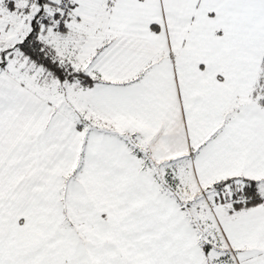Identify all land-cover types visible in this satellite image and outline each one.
Returning a JSON list of instances; mask_svg holds the SVG:
<instances>
[{"label": "snow or ice", "instance_id": "obj_1", "mask_svg": "<svg viewBox=\"0 0 264 264\" xmlns=\"http://www.w3.org/2000/svg\"><path fill=\"white\" fill-rule=\"evenodd\" d=\"M0 264H264V0H0Z\"/></svg>", "mask_w": 264, "mask_h": 264}]
</instances>
